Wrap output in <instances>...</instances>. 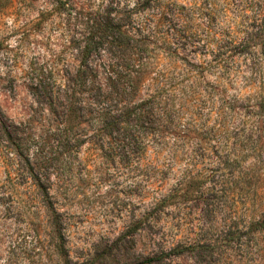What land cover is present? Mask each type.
Instances as JSON below:
<instances>
[{"label": "rangeland", "instance_id": "374dc122", "mask_svg": "<svg viewBox=\"0 0 264 264\" xmlns=\"http://www.w3.org/2000/svg\"><path fill=\"white\" fill-rule=\"evenodd\" d=\"M102 5L0 0V264H264V232L252 238V210L264 209V163L252 181L248 145L230 152L246 156L235 164L250 175L246 194L216 199L222 220L226 205L240 203L235 216L245 228L218 229L231 239L217 254L200 245L207 233L217 235L208 229L206 199L158 204L188 168L187 151L170 153L171 143L161 153L151 144L141 159L107 156L92 83L71 81L80 63L77 40ZM159 57V72L171 74V58ZM215 79L206 76L203 87ZM236 84L229 96L252 105L259 99L260 82ZM65 90L72 97L65 99ZM226 154L207 151L193 173L208 176Z\"/></svg>", "mask_w": 264, "mask_h": 264}, {"label": "trees", "instance_id": "16d2710c", "mask_svg": "<svg viewBox=\"0 0 264 264\" xmlns=\"http://www.w3.org/2000/svg\"><path fill=\"white\" fill-rule=\"evenodd\" d=\"M104 1L89 17L87 34L77 40L80 63L71 81L92 83V102L105 116L100 132L109 141L103 148L110 159H141L151 144L161 153L171 143L170 153L187 151L188 168L158 204L206 199L208 229H217V235L207 233L200 245L217 254L231 239L220 229L235 227L238 234L245 228L235 216L240 203L229 204L230 196L225 218L218 216L217 195L246 194L250 180L247 171L235 169L246 156L230 152L246 145L252 149V181L264 163V0ZM161 55L171 58V74L159 72ZM213 75L215 83L203 87ZM256 82L262 92L253 105L252 99L227 94L236 83L252 87ZM67 90L65 99L74 94ZM214 150L227 154L216 158L208 176L194 174V160L203 161ZM255 212L252 238L264 232V209Z\"/></svg>", "mask_w": 264, "mask_h": 264}]
</instances>
